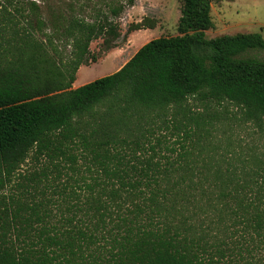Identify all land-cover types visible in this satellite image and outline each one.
I'll return each mask as SVG.
<instances>
[{
	"label": "trees",
	"instance_id": "16d2710c",
	"mask_svg": "<svg viewBox=\"0 0 264 264\" xmlns=\"http://www.w3.org/2000/svg\"><path fill=\"white\" fill-rule=\"evenodd\" d=\"M13 1L0 2V264H264V145L233 137L264 138V60L248 56L262 36L208 39L211 0H180L176 36L73 88L117 48L135 0L90 19Z\"/></svg>",
	"mask_w": 264,
	"mask_h": 264
},
{
	"label": "rangeland",
	"instance_id": "374dc122",
	"mask_svg": "<svg viewBox=\"0 0 264 264\" xmlns=\"http://www.w3.org/2000/svg\"><path fill=\"white\" fill-rule=\"evenodd\" d=\"M41 7L42 16L47 19L51 10L63 9L64 11L73 8L74 11L80 13L86 19H90L93 15V6H105L108 0H92L91 2H81L82 0H34ZM4 5H8L13 0H0ZM212 20L214 26L205 32L206 38H212L221 33H258L264 39V0H213ZM181 1L180 0H135L133 7L126 9L117 23L119 25L121 37L118 40L117 48H113L104 53L95 63L89 66H81L76 78H83L91 82L100 77L109 75L119 70L142 46L135 43L140 36L134 32L126 34L128 27L141 18L148 17L156 21V30L153 31L158 37L160 36H176V26L180 16ZM146 41H141L144 44ZM101 40H94L90 43L89 49L92 54H97ZM139 46V47H138ZM64 54L69 53L68 47H61ZM248 56H255L264 60V51L250 52ZM77 79V80H78ZM85 83V84H86ZM78 83H73L76 87ZM230 110H234L229 106ZM234 138L243 141L244 144L264 145L263 140H259L258 136L249 126H241L235 132ZM237 140V141H238ZM243 144V145H244ZM236 145V143H235Z\"/></svg>",
	"mask_w": 264,
	"mask_h": 264
},
{
	"label": "crops",
	"instance_id": "0c3cea01",
	"mask_svg": "<svg viewBox=\"0 0 264 264\" xmlns=\"http://www.w3.org/2000/svg\"><path fill=\"white\" fill-rule=\"evenodd\" d=\"M213 0H211V17H212V12H213V2H212ZM133 7V6H132ZM142 19V18H141ZM213 21V20H212ZM214 24V23H213ZM215 27V26H214ZM157 28H154V29H142V30H138V31H134V33H136V34H138L139 36H140V39L139 40H143V41H146V42H144V44L145 43H147L148 41H150V40H152V39H154V38H158V36L153 32V31H155ZM207 32V31H206ZM238 33H241V32H237V33H221V34H226V35H234V34H238ZM243 34H246V33H243ZM218 35H220V34H218ZM141 41H138V42H136L135 43V47H137L136 45L138 44L139 46L140 45H143L142 43H141ZM138 46V47H139ZM78 79V78H77ZM75 80V82L76 83H78V85L76 86V87H73V88H77V87H79V86H81V85H83V84H85L87 81H84V79L83 78H79L78 80ZM82 81H84V82H82ZM74 82V83H75ZM81 82V83H80Z\"/></svg>",
	"mask_w": 264,
	"mask_h": 264
},
{
	"label": "bare ground",
	"instance_id": "6f19581e",
	"mask_svg": "<svg viewBox=\"0 0 264 264\" xmlns=\"http://www.w3.org/2000/svg\"><path fill=\"white\" fill-rule=\"evenodd\" d=\"M84 81H87V80L84 79ZM84 81H82V82H84ZM80 83H81V82H80Z\"/></svg>",
	"mask_w": 264,
	"mask_h": 264
}]
</instances>
